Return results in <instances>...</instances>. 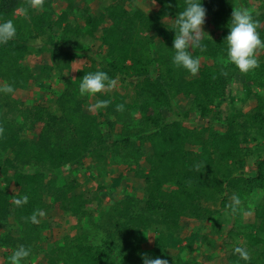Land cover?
Returning a JSON list of instances; mask_svg holds the SVG:
<instances>
[{
	"label": "trees",
	"instance_id": "16d2710c",
	"mask_svg": "<svg viewBox=\"0 0 264 264\" xmlns=\"http://www.w3.org/2000/svg\"><path fill=\"white\" fill-rule=\"evenodd\" d=\"M137 1L45 0L31 9L27 0H0V20L17 30L0 46V88L14 89L0 92V264L20 245L31 248L24 264H143V253L202 264L196 256L222 236L224 216L235 221L223 241L225 264H246L235 247L248 250L247 264H264V48L258 67L241 73L222 44L234 9L253 12L264 40V0H203L195 75L171 60L173 19L186 0H143L155 12ZM98 70L114 86L81 97L80 78ZM54 77L64 85L58 91ZM33 86L43 96L17 97ZM93 97L110 104L92 113ZM87 158L99 178L117 174L110 186L79 191ZM127 179L139 186L123 185ZM253 195L262 196L256 206ZM39 211L45 215L33 223ZM58 212L72 221L61 236L51 221Z\"/></svg>",
	"mask_w": 264,
	"mask_h": 264
},
{
	"label": "clouds",
	"instance_id": "9594fccd",
	"mask_svg": "<svg viewBox=\"0 0 264 264\" xmlns=\"http://www.w3.org/2000/svg\"><path fill=\"white\" fill-rule=\"evenodd\" d=\"M45 0H27V7L31 9H42ZM27 14V9L23 10ZM206 9L203 7V0H186L182 11H179L174 21L172 30L175 32L171 49L172 64L177 69H182L188 73L195 75L200 70V61L191 54L194 48H203L201 33L202 26L205 23ZM229 28L228 35L224 38L223 43L226 45L227 62L241 73H248L258 67L256 58L257 49L264 48V40L261 39L260 33L257 31L258 22L254 19L253 12L249 9H234L230 21L227 25ZM17 35V30L12 20H0V46L6 45ZM227 75V73H224ZM115 81L109 77L107 72L98 70L86 73L80 78L79 95L87 97L103 92L106 88H111ZM0 92L13 93L14 89L11 85L0 88ZM110 101L107 99H99L95 104L89 106V110H101L107 108ZM124 105H117V110H123ZM3 129L0 128V135ZM27 198H24L26 202ZM17 205L21 204L20 200L16 201ZM241 201L239 197H233V203L229 205L232 213H236L239 209ZM43 216L45 213L39 211L34 213L30 220L37 222V216ZM31 254V248L25 245L17 247L8 257L10 264H24V261ZM233 254L237 255L240 260L249 261V252L245 248L235 247ZM143 264H168L167 259L159 256L150 257L147 253L141 254Z\"/></svg>",
	"mask_w": 264,
	"mask_h": 264
},
{
	"label": "rangeland",
	"instance_id": "374dc122",
	"mask_svg": "<svg viewBox=\"0 0 264 264\" xmlns=\"http://www.w3.org/2000/svg\"><path fill=\"white\" fill-rule=\"evenodd\" d=\"M137 2L136 3L138 5V7L143 8L146 11H150V12H155L156 11V8L153 9V8H150L147 5H145L143 0H138ZM57 3L59 5L58 1L56 2V4ZM90 4L93 7L92 8V12L93 13H96V12L99 11V4L97 2H93V3H90ZM25 64L26 65L30 64L29 59H27ZM50 83H51V86L53 87V89L57 90V91L62 89V87L64 86L63 83H61L59 81L58 77H54V79L51 80ZM50 92H52V90L49 91V93ZM39 95H42V94H40V89L38 87L33 86L30 91L19 92L17 94V97L24 98V99L28 97L29 100H33L36 97H38ZM95 98L96 97H93V99L91 100V105L96 103L95 100H94ZM225 105H228V102H226ZM252 105H253V101L248 103L246 108H249ZM91 112L92 113H96V110L93 109V110H91ZM111 160L113 161V162L111 161V165L113 167L114 160L113 159H111ZM85 162H86L85 163V167L88 168L89 170H87V172L85 173L84 177L79 178L80 182H81V187L79 188L80 192H82V191H93L97 184H103V185H108V186L111 185V177L117 175L116 173L112 174L111 176H109V175L105 176V173H103V175H101V177L99 178L96 175V172L93 169L92 160L90 158H87L85 160ZM66 173H65V171L63 172V174H62L63 178L66 175ZM92 176H94V179L91 181L90 178ZM122 184L123 185L127 184V186H131V187H138L139 186L138 181H135L134 179L124 180L122 182ZM138 191H139L138 193L140 195L143 194V191H141V190H138ZM111 192L113 193V196L116 197V196H119L121 194L122 189L118 188L116 190H111ZM261 200H262V196L261 195H253L250 198L249 205L256 206V205H258L260 203ZM108 201H109V199H106V202H108ZM63 216L64 215H62L61 212H58V213H54V215L51 218L52 226L54 227V233H55L56 236H61L64 233L70 231L69 227H70V224L72 223V221H70L68 218H65ZM243 219L245 220V224L246 223L253 224L255 222L254 219H253V214L252 213H245L244 216H243ZM223 221H224V229H223V232H222V236L220 238L215 239V245L213 247L205 245L203 248H201L202 249L201 253L199 255L197 254L198 256H196L197 260H199L202 264H225V262L227 261V257H228L227 255H228V251H229L230 248L227 247V246H224V242L226 241V238H227L226 236L228 235V232L233 227V224H234L235 221H234V218L232 216L231 217L224 216ZM196 224H197L196 222H191V232H193V233L196 231V229H195L196 228ZM2 231H4V230H2ZM2 231L0 230V235H4V233ZM45 234H46L47 237L49 236L48 233H45ZM71 234H72V236H74L76 234V231H73ZM150 237H151V235H150ZM149 244H150V241L149 242H145V245L143 247V249L145 251H147V250L149 251L151 249V246ZM45 247L46 246L44 245V248ZM45 249L47 250L48 248H45ZM210 256H212L214 258L213 261L210 260ZM41 261L42 260L39 257L38 262H41Z\"/></svg>",
	"mask_w": 264,
	"mask_h": 264
}]
</instances>
